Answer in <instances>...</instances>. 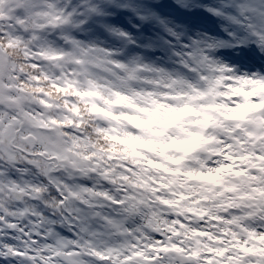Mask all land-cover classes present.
<instances>
[{"label":"snow or ice","instance_id":"6c2138e0","mask_svg":"<svg viewBox=\"0 0 264 264\" xmlns=\"http://www.w3.org/2000/svg\"><path fill=\"white\" fill-rule=\"evenodd\" d=\"M0 264H264V0H0Z\"/></svg>","mask_w":264,"mask_h":264}]
</instances>
